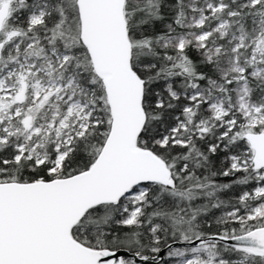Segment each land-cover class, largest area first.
Returning <instances> with one entry per match:
<instances>
[{
    "label": "snow or ice",
    "instance_id": "obj_1",
    "mask_svg": "<svg viewBox=\"0 0 264 264\" xmlns=\"http://www.w3.org/2000/svg\"><path fill=\"white\" fill-rule=\"evenodd\" d=\"M0 264H264V0H0Z\"/></svg>",
    "mask_w": 264,
    "mask_h": 264
}]
</instances>
